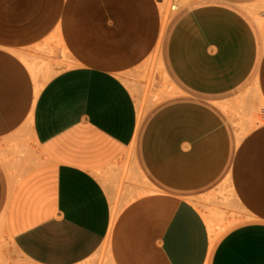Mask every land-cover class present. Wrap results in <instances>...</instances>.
<instances>
[{
    "label": "crops",
    "instance_id": "obj_1",
    "mask_svg": "<svg viewBox=\"0 0 264 264\" xmlns=\"http://www.w3.org/2000/svg\"><path fill=\"white\" fill-rule=\"evenodd\" d=\"M164 4L0 0V140L26 122L41 155L0 170L8 264H264V128L236 150L225 109L264 96V0ZM156 52L174 94L141 119L122 78ZM227 180L255 220L214 236Z\"/></svg>",
    "mask_w": 264,
    "mask_h": 264
},
{
    "label": "rangeland",
    "instance_id": "obj_2",
    "mask_svg": "<svg viewBox=\"0 0 264 264\" xmlns=\"http://www.w3.org/2000/svg\"><path fill=\"white\" fill-rule=\"evenodd\" d=\"M187 2L188 0H181V8ZM160 14L162 23L165 22V25L174 15L168 12L166 4L160 6ZM44 80L45 77L43 76L38 82ZM122 80L129 89L137 109L141 110V119L146 117L155 105L174 94L170 91L168 80L161 68L158 52L152 54L142 64L126 72ZM240 99L241 101L231 104V109L225 108L231 110V123L235 133L236 150L241 148L254 132L264 128V96L261 94L258 83ZM238 137L240 138L239 145L237 144ZM40 161L39 149L32 140L26 122L13 134L0 140V170L6 180L8 189L24 174L36 167ZM126 170L127 165L123 168L124 173ZM124 180H127V178H124ZM134 181H136V178H134ZM122 195H124V192L118 186L116 189V207L118 211L129 201L127 198H121ZM196 206L206 223L210 221L208 228L214 236L217 233L222 236L239 224L255 220L239 202L230 180L222 184L213 198L200 200L196 203ZM8 248L9 239L6 236L4 221L0 217V264H8L6 253Z\"/></svg>",
    "mask_w": 264,
    "mask_h": 264
},
{
    "label": "built area",
    "instance_id": "obj_3",
    "mask_svg": "<svg viewBox=\"0 0 264 264\" xmlns=\"http://www.w3.org/2000/svg\"><path fill=\"white\" fill-rule=\"evenodd\" d=\"M168 12L176 14L181 9V0H165Z\"/></svg>",
    "mask_w": 264,
    "mask_h": 264
},
{
    "label": "bare ground",
    "instance_id": "obj_4",
    "mask_svg": "<svg viewBox=\"0 0 264 264\" xmlns=\"http://www.w3.org/2000/svg\"><path fill=\"white\" fill-rule=\"evenodd\" d=\"M163 14V13H162ZM165 15V14H164ZM165 24V22L162 23V25ZM42 87L41 84H38L37 87H36V93H38V91L40 90V88ZM138 116L139 118H141V110L138 109Z\"/></svg>",
    "mask_w": 264,
    "mask_h": 264
}]
</instances>
